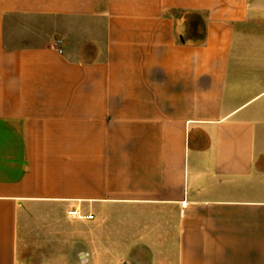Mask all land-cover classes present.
<instances>
[{"label":"crops","instance_id":"crops-1","mask_svg":"<svg viewBox=\"0 0 264 264\" xmlns=\"http://www.w3.org/2000/svg\"><path fill=\"white\" fill-rule=\"evenodd\" d=\"M0 264H264V0H0Z\"/></svg>","mask_w":264,"mask_h":264},{"label":"built area","instance_id":"built-area-1","mask_svg":"<svg viewBox=\"0 0 264 264\" xmlns=\"http://www.w3.org/2000/svg\"><path fill=\"white\" fill-rule=\"evenodd\" d=\"M61 45V41H57L55 42V46L56 47H60ZM60 53L62 54V50H60ZM69 216L71 218H74V219H88V220H91L93 219V216L92 215H88L87 217H84L81 212H79L78 210H75V211H70L69 212Z\"/></svg>","mask_w":264,"mask_h":264}]
</instances>
